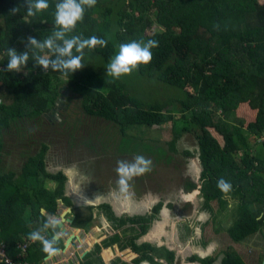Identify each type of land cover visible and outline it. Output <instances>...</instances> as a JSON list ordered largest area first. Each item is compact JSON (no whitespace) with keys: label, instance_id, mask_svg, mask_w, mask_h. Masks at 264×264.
I'll return each mask as SVG.
<instances>
[{"label":"trees","instance_id":"1","mask_svg":"<svg viewBox=\"0 0 264 264\" xmlns=\"http://www.w3.org/2000/svg\"><path fill=\"white\" fill-rule=\"evenodd\" d=\"M57 2L48 0L47 10L29 17L26 0H0V246L5 254L15 260L17 245L49 217H57L58 201L69 206L64 198L66 177L61 172L48 173L45 166L51 128L64 125V119L57 116L63 86L79 98L85 119L110 124L118 129L120 138L130 131L144 135L164 125L183 126V135L193 137L196 143L202 166L204 209L213 212L217 204L224 213L232 199L235 206L228 208L231 219L226 229L231 243L242 244L258 234L264 238V218L257 219L264 213V3L96 0L68 34L107 40L105 47L84 50L83 69L67 77L51 69L44 72L34 67L30 54L22 72H7L8 48L20 53L25 51L27 37L43 40L51 35ZM15 8L19 9L13 11ZM132 40H156L159 46L151 50L150 62L130 75L120 79L106 76L108 62L119 45ZM145 81L171 91L178 121L169 110L172 100L151 101L143 96L140 89ZM24 123L33 131L20 129ZM37 124L40 133L47 130L42 136L33 127ZM11 130L16 139L27 142L21 151L24 163L20 172H5L1 166ZM177 139L173 136L168 143L170 154L177 152ZM190 154L184 151L182 155ZM221 178L231 185L228 192L218 188ZM48 181L56 185L54 190L45 187ZM212 225L216 231L214 220ZM88 226L76 219L75 227L88 231ZM46 235L50 237L51 230ZM56 247L63 250L62 241L58 240ZM161 252L172 264L173 255ZM48 257L37 242L20 262L39 264ZM259 260L258 264H264V255ZM193 261L215 264L219 259ZM219 264L245 263L228 249Z\"/></svg>","mask_w":264,"mask_h":264},{"label":"rangeland","instance_id":"2","mask_svg":"<svg viewBox=\"0 0 264 264\" xmlns=\"http://www.w3.org/2000/svg\"><path fill=\"white\" fill-rule=\"evenodd\" d=\"M261 2L264 3V0H261ZM163 87L164 86L161 84L145 81L141 84L140 90L143 93V96L145 98L148 97V100L151 101L167 102L168 100L171 101L174 99L171 91H167ZM61 91V108L57 111V116H61L64 119V125L61 128H56L55 126L51 128L52 131L47 137L49 139V151L47 153L45 166L46 171L53 175L61 170L62 174L67 179L66 183L68 184V191L71 194L72 192L77 194V191H82L86 194L90 191L89 189H91L95 182H89L90 175H97L102 180L109 178L112 183L116 184L113 190L118 192L120 186L115 172L117 161H132L135 155H130L131 153L136 155H143L140 154L139 151L148 153L150 156H143L151 160L152 166L158 168L160 173L156 172L155 175L152 173V175L148 177H146L145 174L136 176L138 179V190L135 199L138 204L143 203L148 194H151L154 197H159L162 201H165L166 198L176 197L178 194H181L180 197L186 193H195L196 195L193 201H189L191 203V208L189 204L181 202L180 208H184L185 206H188L189 208L186 209L180 217L189 214L190 218L193 219L191 226L194 228L201 227V230L207 232L206 246H203L204 240L191 242V234L189 231H186L185 233H182L180 240L182 245H178L180 248H191L192 250H198L201 253L210 250L208 256H215L219 261L222 259L223 253L228 249H231L240 256L245 264L259 263L260 256L264 255V238L261 237L260 234L248 239L242 244H233L228 238L226 229L230 223L228 219H231V216L228 215V208H233V206H235V201L233 202L232 199L227 202V208H224V213L220 212L217 204L214 205V208H216L215 211H213L216 231L213 229L210 214L208 212L206 213L209 215V219L206 218L204 224L197 222L200 215H202L201 212H204L201 195L197 193V190L199 192V188H201L200 172L192 165V160H188L190 157L185 158L182 155L184 149L193 154L196 148V143L193 137L183 135L181 132L183 126L178 125L173 128L172 125H164L159 129L153 128L151 131L144 132V135H139L136 131H130L126 132L120 138L118 129L110 124L85 119L81 110L79 98L71 94L65 86L61 88ZM68 96L74 97H72L71 100H68ZM171 104L169 110H172L173 112L174 121H178L180 119L179 115H177L178 107L173 100ZM63 109L65 111H62ZM239 112L244 115L243 108H240ZM33 127L35 128V131H39L37 133L38 136H42L47 132V130H45L40 133V126L38 124ZM71 127L75 128L72 129ZM22 128L24 130L30 128L29 130L33 131L31 125L28 123H24L20 129ZM65 128L67 130H65ZM48 129L50 131V128ZM38 136L36 138H38ZM173 136H177L178 138L175 144L177 152L170 154L168 143L173 140ZM26 143L25 138L24 140L16 139L13 130H11V133H9L5 140V152H7V154L3 158V162H1V166L4 167L5 172H20L24 163L22 162L23 154L21 151L26 148V146H24ZM101 151H103L105 155H103ZM85 165H87L88 168L82 170ZM92 166L95 170L91 168ZM99 168L101 170L97 172V169ZM163 173L168 177L166 178ZM178 174H180V176ZM80 175L86 176V178L81 180L76 179ZM188 181L196 185L198 189L192 192L187 191L184 186ZM45 187L49 190H54L56 185L48 181L45 183ZM71 194L67 195L71 196ZM155 206L151 207V209ZM43 215L45 216V214ZM177 218L170 217V221L162 222V227L170 225L171 231L166 232L169 235L176 233L179 229L177 227L179 223V221L176 220ZM179 224L182 225L180 228L181 232L186 230L183 227L185 222ZM89 233H92V231ZM210 233L214 234L210 235ZM161 234L162 231H159V237ZM98 237V234L94 235L92 233L89 235V239L94 238L95 241L98 240ZM178 239H180L179 236ZM186 242H190L192 245L189 246ZM211 245H215V247L210 249Z\"/></svg>","mask_w":264,"mask_h":264},{"label":"flooded vegetation","instance_id":"3","mask_svg":"<svg viewBox=\"0 0 264 264\" xmlns=\"http://www.w3.org/2000/svg\"><path fill=\"white\" fill-rule=\"evenodd\" d=\"M184 151L187 150L184 149L182 153H184ZM189 157L190 158H185H188V160L190 159V161H193L196 158L199 159L197 148L196 151L194 150V153L190 154ZM192 165H195V163L192 162ZM84 168H88V166L85 165L82 170H84ZM91 168L95 170L93 166ZM100 170V168L97 169V172ZM156 172L160 173V170L151 166V171L146 173L145 176H151L152 173L155 175ZM201 174L202 173H200V180ZM178 175L180 176V174ZM90 176L89 182H95L93 183L91 189H89L90 191L86 194L82 191H77V194L72 192L71 194L68 191V184H65L64 198L68 199L69 206H66L63 204L62 200H59L58 211L61 212H58L56 217V219L59 220L58 215L60 213L70 210V214L66 216L65 219L70 220L72 224L69 225L64 222L62 225L63 227L66 226L71 229V231L73 229L80 230V228L75 227L76 219H80L84 225H89L88 230L93 228L99 230L98 240L91 241V245L87 247L89 250L83 253L84 257H82L81 261L85 262L86 258L89 264H105L106 254H111L110 262L112 261V264H144L145 261L147 264H171V262H168L163 257L161 250H166L173 255L174 261L172 264H200L197 261H193V258H197L200 261L206 260L207 258H216L215 256H208L210 254V250L201 253L198 250H192L191 248L182 249L178 246L182 245V242H180L181 236L182 233H185L186 231H189L191 234V242L204 240L203 246H206L205 242L207 239V232L201 230V227L194 228L191 226L193 219L190 218L189 214L187 216L180 217L181 214L189 208L188 206H185V209L180 208L181 202L189 204L191 208V203L189 201H193L196 195L191 196L190 193H186L180 197L181 194H178L176 197L166 198L165 201H162L159 197H154L151 194H148L145 201L138 204L135 199L138 190V179L136 177L129 180L127 192H121L120 188L117 192L113 190L116 184L112 183L109 178L102 180L97 175ZM164 176L166 178L168 177L166 174H164ZM84 178H86V176L80 175L76 179L81 180ZM189 181L184 186L187 191L192 192L198 189L196 185L190 183ZM200 191L201 188H199V192L197 190L199 195H201ZM67 194H71V196H68ZM153 206L155 207L151 209ZM202 207L203 209L205 207V201L203 199ZM206 212L210 214L212 224L214 215L212 210L209 209H204V212H201L202 215H200L197 220L198 223L204 224L206 222V218L209 219V215ZM40 214L44 216L41 212ZM169 216L171 218L178 217L176 220H178L179 223L185 222L183 227L186 230L181 232L180 228L182 225L178 223L177 227L179 229L176 233H172L170 235L166 233L171 231L170 225L162 227V222L170 221ZM63 227L61 229H64ZM82 229L84 232L86 231V229ZM159 231H162L160 237ZM212 234L214 233H210V235ZM63 235H65V237L71 235L75 240L78 236L76 234H68L66 232ZM178 236L180 239H178ZM58 240H60V238H58ZM186 243L189 246L192 245L190 242ZM70 250H75L74 245H72ZM62 251L63 250L59 252L62 253ZM58 253L56 255H52L53 257L51 256V258H53L54 264H63L62 261H57V258L60 256H57ZM74 256L77 259L78 254L74 252ZM215 264H219V262H216Z\"/></svg>","mask_w":264,"mask_h":264},{"label":"clouds","instance_id":"4","mask_svg":"<svg viewBox=\"0 0 264 264\" xmlns=\"http://www.w3.org/2000/svg\"><path fill=\"white\" fill-rule=\"evenodd\" d=\"M96 0H59L55 5V28L51 35L43 40L33 36L26 38L25 51L18 53L15 49L7 50L6 71L20 73L28 65L30 54L35 61L34 67L41 68L44 72L51 69L59 72L65 77L83 69L85 49H94L97 46H107V40L95 35L84 38L81 35L69 33L75 30L76 24L82 21L85 9L94 7ZM26 15L35 16L37 13L49 8L48 0H26ZM19 8L13 9L17 11ZM159 46L158 41L132 40L119 45L118 52L110 59L106 67V76L113 79H120L122 76L130 75L139 65L147 64L152 59V49ZM75 50V53H73ZM54 57V58H50ZM152 161L143 155H136L132 161L118 160L115 172L118 176V184L121 192L128 191V182L133 177L144 175L151 171ZM202 167V166H201ZM222 192H228L231 185L221 178L217 182ZM264 218V213L257 219ZM60 221L56 218H49L43 226L29 233L28 238L32 242H39L43 251L49 256L56 255L59 248L56 247L60 233L56 231ZM51 230L52 235L46 234ZM35 244V245H36ZM215 245H211L214 248ZM5 253V252H4ZM6 258L10 259L6 254ZM0 264H4L0 261ZM144 264H147L145 261Z\"/></svg>","mask_w":264,"mask_h":264},{"label":"crops","instance_id":"5","mask_svg":"<svg viewBox=\"0 0 264 264\" xmlns=\"http://www.w3.org/2000/svg\"><path fill=\"white\" fill-rule=\"evenodd\" d=\"M3 157H4V154H3L2 158ZM58 212H61V211H58ZM63 228H64L63 230H65L66 233L76 234L78 236L76 237V241L74 242L75 243L74 244L75 250L67 249L65 251V253L59 252L57 256H59V255L60 256H59V258H57V261L58 262L62 261L63 264H89V262H87V261L86 262L81 261L82 257H83V253H85L89 250V248H87V247H89V245H91V241H95L94 238L89 239V235L92 233L94 235H96L99 233V230L93 228L90 230V231H92V233H89L90 232L89 230H88L89 232L86 233L87 231L84 232L82 228H80V230L73 229L72 231H71V229L67 228L66 226H64ZM59 233H60V231H59ZM67 237L68 236L65 237V235L60 233L59 238L62 241L63 246L67 240L66 239ZM74 252L78 254L77 259L74 256ZM106 255L107 256H106L105 264H112V261L110 262L111 254L110 255L106 254ZM39 264H54V260H53V258H45V260Z\"/></svg>","mask_w":264,"mask_h":264},{"label":"water","instance_id":"6","mask_svg":"<svg viewBox=\"0 0 264 264\" xmlns=\"http://www.w3.org/2000/svg\"><path fill=\"white\" fill-rule=\"evenodd\" d=\"M193 163H195V165H193L195 168H197V170L200 172V173H202V167H201V163H200V160L199 159H195V160H193L192 161ZM192 195H195V193H192L191 194V196ZM41 213L42 214H44V210H41ZM70 214V210H66V211H64V212H62V213H60L59 215H58V217H59V220L61 221L60 222V224L58 225V230H60V233L61 234H64L65 233V230H63V229H61L63 226V223L64 222H66L67 224H69V225H71L72 224V222L70 221V220H66L65 218H66V216H68ZM67 240H66V242H65V244H64V246H63V251H62V253H65V251L67 250V249H71V247H72V245H74L75 243V239L73 238V236H68L67 238H66ZM53 257V256H52ZM84 257V256H83ZM48 258H51V256L50 257H48Z\"/></svg>","mask_w":264,"mask_h":264},{"label":"built area","instance_id":"7","mask_svg":"<svg viewBox=\"0 0 264 264\" xmlns=\"http://www.w3.org/2000/svg\"><path fill=\"white\" fill-rule=\"evenodd\" d=\"M36 242H32L30 239H26L21 244H18L16 247V251H18V255L16 256L15 260H9L6 258L4 253V248L0 246V261L4 264H23L20 262L23 256L27 254V250L34 246Z\"/></svg>","mask_w":264,"mask_h":264}]
</instances>
